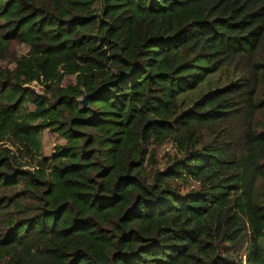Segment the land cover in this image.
Masks as SVG:
<instances>
[{
	"label": "trees",
	"instance_id": "16d2710c",
	"mask_svg": "<svg viewBox=\"0 0 264 264\" xmlns=\"http://www.w3.org/2000/svg\"><path fill=\"white\" fill-rule=\"evenodd\" d=\"M263 238L264 0H0V264H264Z\"/></svg>",
	"mask_w": 264,
	"mask_h": 264
},
{
	"label": "rangeland",
	"instance_id": "374dc122",
	"mask_svg": "<svg viewBox=\"0 0 264 264\" xmlns=\"http://www.w3.org/2000/svg\"><path fill=\"white\" fill-rule=\"evenodd\" d=\"M244 75L235 71L233 68L224 67L220 69L217 73L209 76L203 83H201L195 90L189 91L182 94L179 97V113L186 111L190 108L196 101L200 100L207 93L226 88L232 84H238L244 82ZM69 80L75 81V77L65 78L63 85L65 86ZM30 110H33L31 107ZM41 143H42V158H48L51 160L54 156V149L56 145L63 144L64 142L59 140L56 135L51 133L49 130H43L41 132ZM5 147L16 152L14 147H11L10 141L5 142ZM170 146L164 147L158 151L156 157V162L158 166L162 167L164 164L163 156L165 152L169 150ZM18 156V154H17ZM25 165L28 164L27 168H35L37 165V160L31 157H26L21 160ZM263 251H264V238L262 239Z\"/></svg>",
	"mask_w": 264,
	"mask_h": 264
},
{
	"label": "water",
	"instance_id": "95a60500",
	"mask_svg": "<svg viewBox=\"0 0 264 264\" xmlns=\"http://www.w3.org/2000/svg\"><path fill=\"white\" fill-rule=\"evenodd\" d=\"M105 87H106V85L102 86L94 94H88L82 100H80V104L83 106V108L87 109L88 108V101L91 99H94L96 96H98Z\"/></svg>",
	"mask_w": 264,
	"mask_h": 264
},
{
	"label": "built area",
	"instance_id": "2783aa9c",
	"mask_svg": "<svg viewBox=\"0 0 264 264\" xmlns=\"http://www.w3.org/2000/svg\"><path fill=\"white\" fill-rule=\"evenodd\" d=\"M32 88L36 91V93L40 94L41 93V88L37 83L32 84Z\"/></svg>",
	"mask_w": 264,
	"mask_h": 264
}]
</instances>
